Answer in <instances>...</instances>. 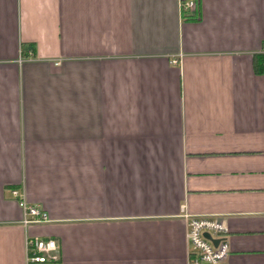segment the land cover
Masks as SVG:
<instances>
[{"label": "crops", "instance_id": "0c3cea01", "mask_svg": "<svg viewBox=\"0 0 264 264\" xmlns=\"http://www.w3.org/2000/svg\"><path fill=\"white\" fill-rule=\"evenodd\" d=\"M192 18L0 0V264H26L28 237L55 264H187L191 216L225 221L223 264H264V0ZM12 189L49 222L25 226Z\"/></svg>", "mask_w": 264, "mask_h": 264}, {"label": "built area", "instance_id": "2783aa9c", "mask_svg": "<svg viewBox=\"0 0 264 264\" xmlns=\"http://www.w3.org/2000/svg\"><path fill=\"white\" fill-rule=\"evenodd\" d=\"M199 4L200 0H181L183 16L199 18ZM178 62V59L172 60L175 65ZM11 194L23 210L25 226L49 222L48 213L42 206L30 203L24 191L12 189ZM187 224V264H223L230 254L229 229L225 221L211 216H191ZM205 234H210L213 239L220 240V243L215 246ZM27 250L26 264H55L59 261L58 244L54 239L28 237Z\"/></svg>", "mask_w": 264, "mask_h": 264}, {"label": "trees", "instance_id": "16d2710c", "mask_svg": "<svg viewBox=\"0 0 264 264\" xmlns=\"http://www.w3.org/2000/svg\"><path fill=\"white\" fill-rule=\"evenodd\" d=\"M188 20H192V17H188L186 18ZM28 49L27 47H25V50ZM27 53V52H25ZM254 67H255V71L258 74H264V55H256L255 56V60H254Z\"/></svg>", "mask_w": 264, "mask_h": 264}, {"label": "water", "instance_id": "95a60500", "mask_svg": "<svg viewBox=\"0 0 264 264\" xmlns=\"http://www.w3.org/2000/svg\"><path fill=\"white\" fill-rule=\"evenodd\" d=\"M205 237L212 240V242L214 243L215 246H217L220 243V240L213 239L210 234H205Z\"/></svg>", "mask_w": 264, "mask_h": 264}]
</instances>
